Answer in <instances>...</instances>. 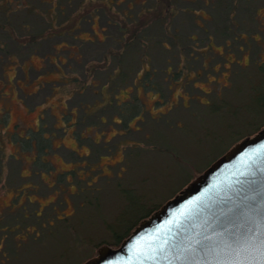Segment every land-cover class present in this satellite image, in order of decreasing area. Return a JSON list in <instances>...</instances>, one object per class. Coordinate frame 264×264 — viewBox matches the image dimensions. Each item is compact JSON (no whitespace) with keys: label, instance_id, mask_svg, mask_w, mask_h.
I'll return each mask as SVG.
<instances>
[{"label":"trees","instance_id":"trees-1","mask_svg":"<svg viewBox=\"0 0 264 264\" xmlns=\"http://www.w3.org/2000/svg\"><path fill=\"white\" fill-rule=\"evenodd\" d=\"M261 8H264V0H0V32L8 34L7 39H12L9 41L0 38V73H3L4 77L12 68L8 66V62L16 61L19 57V60H22L21 67L25 71L23 63L27 60L26 56L41 54L32 51L30 47L50 44L44 56L49 62L55 63V70L64 76L60 84L71 81L69 96L76 91L91 88L89 85L98 86L94 87L96 96L92 100H81L78 103L66 100L69 110H63L60 117L52 112L55 116L54 127L48 128L43 120L36 126H28L24 132L20 129L11 130L9 138L13 142H19V152L10 151L5 154V138L0 134V190L4 185L7 157L12 154L15 158H21L22 151L25 150L31 151L32 155L29 157L38 165L35 172L39 173L40 178L48 182L49 186L53 184L45 179L44 174H50L57 168V162L48 155L54 153L56 148L67 151L69 161L86 163L90 169H103L101 158L111 156L122 146L123 158L118 159L116 163L119 161L118 163L126 165L129 162L128 151L131 144H149L145 134L139 130L142 124L131 123L132 120L143 119L146 114L154 115L153 107L140 94V87L146 93L151 91L153 95L159 96L155 99L157 107L166 99L172 103L171 106L181 109L185 114L187 110H192L195 118L201 116L196 125H201V130L198 128L195 131L200 137L211 133L220 138L222 131L216 128L220 123L214 121L217 117L227 121L229 127H236L227 146L259 130L264 125V20L260 15ZM17 10L19 23L15 20ZM20 14L26 19L30 16L32 25L30 26L28 19L21 21L20 18L23 17H20ZM100 18L105 19L103 24L100 23ZM84 21L91 25L95 34L94 37L85 39L95 40L96 43L102 44L104 49L101 56L84 62V74L80 76L75 70L67 71L64 68V55L60 51L75 46L65 36L77 37L76 31L82 28ZM97 24L101 25V29L95 28ZM108 25L116 31L107 29ZM61 36L65 38L58 39ZM27 47L30 50L24 49ZM221 47L225 51L230 52L232 48L239 53L244 48L250 49L248 62H243L238 56L229 61V56ZM238 60L243 63L240 64ZM228 61L230 65L227 66ZM219 62H223V71L229 72L231 83L219 85L211 90L199 86L196 83L199 77L204 75L205 79L209 80L210 73L218 75ZM34 69L39 70V67L34 66ZM102 72L104 74H101ZM42 74L36 72L35 77L39 80ZM131 78L134 81V89L130 96L121 98L118 91L120 84L126 80L129 83ZM42 80L48 82L47 79ZM181 85L188 86L189 97L179 88ZM54 86L50 88L54 89ZM212 114L216 116L213 119ZM177 118L185 124V119L182 120L179 113ZM0 122L6 125L8 119L0 114ZM69 126H73L78 146H85L84 151L74 145H68L63 138L55 141L56 130L61 129V135ZM89 126L96 127L95 133L86 131ZM104 127L113 130L111 135L105 134ZM98 131L102 137L97 135ZM165 149L171 151L170 146L165 145ZM178 153L173 155L182 159ZM79 171L80 167H64L58 171V182L68 179L69 173L77 175ZM101 173L111 176L108 172ZM20 174L28 173L21 170ZM120 175L117 172V175L110 177L115 182L114 186L125 191L131 188L134 190L135 186L130 184L134 181L125 180V176ZM81 177L79 175V178ZM12 183L19 187L17 194L26 186L20 184V181L19 184L16 181L10 184ZM36 187L37 182L32 183L29 188ZM136 194L138 198L135 206L134 199H130L112 218L104 215L103 221L113 231V239H88L86 234L81 236L82 229L76 222L71 221V212L64 213L62 217L72 227L78 240L96 245L91 254L93 255L105 242L118 244L143 217L164 202L146 201L141 190L136 191ZM131 203L133 208L137 209L129 215L126 209L130 208ZM85 204L104 212L99 193L86 194L80 205ZM23 207L15 211L17 216L19 214L18 222L24 220L27 224L28 217L31 218L34 214L40 218L45 214L50 223V220L55 219L54 216L49 217L50 210L44 209L42 205L33 208V215ZM72 212L76 213V210ZM55 216L58 218V212Z\"/></svg>","mask_w":264,"mask_h":264},{"label":"rangeland","instance_id":"rangeland-1","mask_svg":"<svg viewBox=\"0 0 264 264\" xmlns=\"http://www.w3.org/2000/svg\"><path fill=\"white\" fill-rule=\"evenodd\" d=\"M260 12L264 20V8H261ZM15 15H17L15 20L19 23V10L15 12ZM20 17L24 18H20L21 21L29 20L30 26L32 25L33 20L30 16L27 17L28 20L23 14H20ZM103 22L105 19L100 18V23L103 24ZM81 27L76 31L77 37L65 36L75 46L69 50L62 49L60 51L64 55L62 56L65 61H63V64L65 63L64 68L67 71L75 70L80 76L84 74V62L90 58L101 56L104 49L103 45L96 43L95 40L85 39L95 35L87 21H84ZM95 28L99 30L101 25L97 24ZM107 29L116 31L109 25ZM7 35L2 31L0 32V38L7 39ZM251 36L258 39L254 35ZM65 37L61 36L58 39ZM7 40L11 41L12 39ZM50 46V44H43L42 47H30L32 51L41 54L35 53L31 57L26 56L27 60L23 63L26 76L21 67L22 60H19V57L16 61L8 62L10 63L8 66L12 68L6 72L5 77L3 73H0V91H2L0 93V114L8 119L6 125L0 122V134L4 135L5 138L3 142L5 154H9L10 151L19 152L20 149L19 142H13L9 138L11 130L20 129L24 132L28 126H36L43 120L46 121L48 128L50 126L52 128L55 118L52 112L60 117L63 110H69L66 100L78 103L81 100L83 102L90 101L96 96L94 87L98 86L91 85H89L91 88L83 89L81 92L76 91L72 96H69L71 81L60 84L64 76L60 71L55 70L57 68L55 63L49 62L48 58L44 56L45 51H48ZM12 47L15 48L14 45ZM24 49L30 50L28 47ZM221 50L225 51L222 47ZM250 53L251 50L246 48L240 53L237 50H232V48L230 52L229 50L225 51V54L230 58H228L229 61H233L234 57L238 56L242 58L243 62H248ZM262 54L264 55V52ZM241 60H238L240 64L243 63ZM229 61L226 62L227 66L230 65ZM34 66L39 67V70H35ZM217 67L219 68L217 76L210 73L208 75L209 80H207L203 75L199 77L196 83L208 90L231 83L230 76H228L229 72L223 71V62H219ZM35 71L43 73L41 79L38 80L35 77ZM133 74L135 73L133 72ZM42 79H47L48 82ZM133 82L132 78L129 83L127 80L121 82L120 90L118 89L121 98L130 96L134 89ZM52 85H55L54 89L50 88ZM179 88L186 97H189L187 85H181ZM140 94L153 107L154 115L146 114L143 119L132 120L131 123L133 125L142 124L139 130L145 134L149 144H131L128 151L129 162H127V166L118 163L119 161L116 163L118 159L123 158L124 148L122 146L111 156L101 158L103 169L98 167L90 169L86 163L78 164V161H69L68 152L56 148L54 153L51 152L48 155L57 162V168L50 174H44L45 179L53 184L49 186L48 182L40 178L39 173L35 172V167L38 165L33 163L29 157L32 155L31 151H22L21 158H15L12 154L7 157L8 164L5 168L4 185L0 190V264H80L82 260L90 257L96 249V245L92 242L78 240L72 227L62 217L64 213L71 212V221L76 222L82 229L81 236L86 234L88 239H99L100 237H112L113 239V231L108 228L109 226L103 219L105 216L112 218L117 210L130 199H134L135 206L138 198L136 191L141 190L148 202H163L187 185L200 169L203 170L218 155L230 147L227 145H229L232 139L231 135H233V130L236 127H229L227 121H223L219 117L215 118L216 116L212 114V119L215 118L214 121L220 123L216 128L221 129L222 135L218 138L214 134L208 133L200 137L196 135L195 131L198 128L201 130V125L196 126L201 116H197L196 119L192 110L186 111L182 108L187 112L185 114L181 109L171 106L172 103L166 99L165 101L162 100L164 102L157 107L155 99L159 96L153 95L151 91L146 93L142 87H140ZM178 98L181 97L178 96ZM187 99L190 100V98ZM178 113L182 120L185 119V124L177 120ZM158 114L161 116H156ZM211 123L214 124L212 121ZM95 128L89 126L86 131L95 133ZM104 131L105 134L111 135L113 130L104 127ZM60 132H62L61 129L56 130V142L63 138L68 145L79 147L73 133V126L67 127V130L61 135ZM97 135L102 137L100 131ZM134 137L137 138L138 136ZM165 145L170 146L171 151L166 150ZM78 149L84 151L86 148L81 146ZM174 153L180 154L182 159L175 157ZM109 162L116 165L112 166ZM73 166L80 167L79 173L77 175L69 173L68 179L58 182V171L64 167ZM117 169H119L117 171L119 175L125 176V180L134 181L130 183L135 186L134 190L131 188L125 191L114 186L115 182L110 177L117 175ZM21 170L28 174L21 175ZM101 172H108L111 176ZM79 175L82 177L79 178ZM12 181H16L17 184L20 181V184L26 185L20 194H17L19 187L17 188L15 183L10 184ZM35 182L38 183V187L36 189L29 188ZM124 182L126 183V181ZM88 193L100 194L104 212L94 210L92 205H80ZM39 205L50 210L48 215L49 217L54 216L55 222L50 220V223L45 214L41 217L44 219L42 222L40 217L34 216L33 208ZM21 207L30 210V214H34L33 217H28L27 224L24 223V220L18 222L19 214L17 213L18 216L15 214V211ZM129 207L126 209L129 211V215L137 209L133 208V203ZM73 210H76V213L72 212ZM56 212H58V218L55 216ZM2 223L4 225H1Z\"/></svg>","mask_w":264,"mask_h":264},{"label":"water","instance_id":"water-1","mask_svg":"<svg viewBox=\"0 0 264 264\" xmlns=\"http://www.w3.org/2000/svg\"><path fill=\"white\" fill-rule=\"evenodd\" d=\"M262 253L264 125L80 264H264Z\"/></svg>","mask_w":264,"mask_h":264},{"label":"snow or ice","instance_id":"snow-or-ice-1","mask_svg":"<svg viewBox=\"0 0 264 264\" xmlns=\"http://www.w3.org/2000/svg\"><path fill=\"white\" fill-rule=\"evenodd\" d=\"M261 255L264 256V253H262ZM257 259H259V257Z\"/></svg>","mask_w":264,"mask_h":264}]
</instances>
